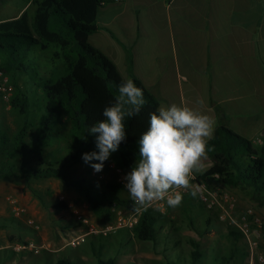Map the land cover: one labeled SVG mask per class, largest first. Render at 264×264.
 <instances>
[{"label": "trees", "instance_id": "obj_1", "mask_svg": "<svg viewBox=\"0 0 264 264\" xmlns=\"http://www.w3.org/2000/svg\"><path fill=\"white\" fill-rule=\"evenodd\" d=\"M110 1L112 0H29L30 6L20 16L0 21V68L12 77V107L25 117L24 126L15 134L10 135L7 131L0 130V179H25L43 205H46L44 197L31 186L29 180L60 179L66 186L80 191L84 202L94 214L110 215L113 219V203L135 209L131 199L120 195L124 189L123 184L112 182L97 188L86 184L84 179L68 178L71 168L83 161L82 155L96 150L95 136L87 131L104 119V108L116 101L119 84L127 80L115 62L89 42L90 34L100 28L99 8ZM32 7L35 8L33 13L29 9ZM35 45H40L44 50L54 47V60L62 61V64L45 76H39L38 73L33 76L39 80L37 85L43 90L42 103L33 101L29 89H25L17 81V75L29 74L31 68L28 53ZM128 79H133L138 87L143 88L147 103L138 117L127 122V139L109 159L123 169L134 165L139 154V136L147 130L150 115L160 108L158 98L141 80L137 77ZM35 110L39 115L38 132L34 137L28 138L31 135L29 127L32 125L30 116ZM64 121L70 123L64 147L67 150L66 156L59 160L54 153L47 158L44 153L55 142L56 129ZM209 148L211 150L207 156L211 159L212 166L195 173L192 183L204 182L214 191L228 188L251 189L258 198L264 199V142L256 144L221 121L209 142ZM32 159H37V164H32ZM183 196V201L189 203L198 197L193 198L190 191L183 193ZM55 206L65 208L67 204L62 201ZM200 206L210 212L206 218V228H197L203 235L207 226L214 219L220 221V218L215 210L208 209L201 201ZM166 219L167 215L157 209H142L134 228L129 230L130 234L140 241L164 245L173 234ZM172 222L171 219L170 223ZM227 227L226 237L234 244V247L228 249L229 253L219 250L217 246L210 250L202 248L199 240L191 238L193 249L189 256L190 263L199 264L206 260L204 264H236L235 257L240 251L238 245L246 236L232 224ZM165 244L167 247L169 242ZM174 244L179 246L180 240H174ZM92 247L98 264H118L115 256L104 253L107 248L104 241L98 244L93 242ZM168 249L169 246L163 250L167 261L158 260L156 263L181 264L182 255L175 252L173 258L170 256L173 252H168ZM241 254L244 255V252ZM209 258L213 261L210 262ZM55 264L77 262L69 257H60Z\"/></svg>", "mask_w": 264, "mask_h": 264}, {"label": "crops", "instance_id": "obj_2", "mask_svg": "<svg viewBox=\"0 0 264 264\" xmlns=\"http://www.w3.org/2000/svg\"><path fill=\"white\" fill-rule=\"evenodd\" d=\"M98 23L89 42L160 107H191L254 143L264 132V0H112ZM211 166L207 156L201 171Z\"/></svg>", "mask_w": 264, "mask_h": 264}, {"label": "rangeland", "instance_id": "obj_3", "mask_svg": "<svg viewBox=\"0 0 264 264\" xmlns=\"http://www.w3.org/2000/svg\"><path fill=\"white\" fill-rule=\"evenodd\" d=\"M30 6L29 0H0V20H4L22 13ZM34 12V7L29 8ZM54 47L42 49L35 45L28 53L29 74L17 75L18 83L25 89H29L33 101L44 102L43 90L38 87L39 80L35 77L45 76L50 70L56 69L62 61L54 60ZM7 84L12 88L14 84L12 77L7 75ZM11 97V99H12ZM25 123V117L11 105V100L4 101L0 98V130L7 131L10 135L19 131ZM30 134L35 136L39 127V115L36 110L30 116ZM70 123L64 121L57 127L55 142L51 144L44 153L49 158L51 154L61 160L67 153L66 140L68 139ZM35 144V143H32ZM32 164H37V159H32ZM108 160L105 167L96 173L92 167L80 161L68 172V178L84 179L86 184H92L102 188L108 183L120 182L118 174ZM132 168L125 169L128 173ZM31 186L42 194L46 205L33 194L25 179H0V264H55L60 257H69L77 264H98L97 256L93 250V242L96 244H107L105 254L115 256L118 264H156V260L167 261L163 250L168 249L173 256L179 252L183 260L181 264L190 263V252L193 249L191 238L199 240L202 248L217 246L219 250L229 253V248L234 247L233 241L226 237L227 225L231 223L222 220V211H229L232 216L237 217L246 208H253L263 220L264 225V199L258 198L251 189L228 188L224 193L236 202V208L232 210L224 196L220 197L221 205L215 211L220 221L214 219L207 226L206 232L201 235L197 228H206V218L210 212L202 209L198 197L195 201L185 202L177 208H170L166 201L156 202L152 208L162 213H171L167 217L166 224L173 232L168 244L160 243L154 245L152 242H144L136 239L128 229H118V232L101 236L90 234V229H105L115 223L110 215L97 216L90 208L83 205L84 197L75 187L66 186L60 179H30ZM194 188L193 183L191 182ZM124 190V191H123ZM123 197L129 198V194L123 189ZM190 190V189H189ZM13 200H17L14 203ZM64 201L67 207L58 208L55 205ZM112 207V206H111ZM129 209V208H126ZM136 209V208H135ZM90 218L88 225L84 224L79 216ZM173 220L170 223V220ZM32 220V221H30ZM86 235V240L81 237ZM173 236V237H172ZM174 240H180V245L175 246ZM171 246V247H170ZM240 251L235 257L236 264H260L258 256L264 255V231L257 236H251L239 243ZM244 252V255L241 253ZM172 258V257H171ZM213 261L211 258L208 259ZM206 260L203 261L204 264ZM180 264V262H178Z\"/></svg>", "mask_w": 264, "mask_h": 264}, {"label": "clouds", "instance_id": "obj_4", "mask_svg": "<svg viewBox=\"0 0 264 264\" xmlns=\"http://www.w3.org/2000/svg\"><path fill=\"white\" fill-rule=\"evenodd\" d=\"M146 103L143 88L133 79L123 80L116 101L103 110L104 119L87 131L95 136L96 150L82 155L84 163L101 172L126 141L127 122L138 117ZM215 127L212 116L177 104L162 106L150 115L147 130L137 141L138 157L124 177V188L137 211L162 200L170 208L179 207L184 196L180 191L170 195L173 189H190L193 198L198 196L191 178L202 170Z\"/></svg>", "mask_w": 264, "mask_h": 264}, {"label": "built area", "instance_id": "obj_5", "mask_svg": "<svg viewBox=\"0 0 264 264\" xmlns=\"http://www.w3.org/2000/svg\"><path fill=\"white\" fill-rule=\"evenodd\" d=\"M115 1V0H114ZM118 1V0H116ZM2 60L0 57V66H1ZM0 90H1V99L4 101L11 100L12 97V88L8 86L7 84V74L3 69L0 68ZM264 142V132L255 140L256 144H262ZM118 172L123 174V170L121 168H117ZM124 177H120L119 181L121 184L124 185ZM194 179V176H192L191 180ZM194 188L199 190L198 198L199 200L208 208L211 210H215L217 206L221 205L220 203V197L224 196L226 201H228L230 208L234 210L236 208V202L232 200L228 194L224 193V190L222 191H214L209 189V187L204 182H194ZM176 191H180L182 193H188L189 189H173L170 191V195L174 194ZM14 203H17V200H13ZM112 210L117 213L118 219L115 225H112L105 229H99V228H92L90 229V234L94 235H109L113 232H116L118 229L121 228H127L132 230L135 226V224L138 221V214L142 210L137 211L131 210L129 215H125L124 210L120 208L116 203H113L111 205ZM167 217H170L171 213L166 212ZM82 222L86 225L90 223L89 219L86 217H83L82 215L79 216ZM220 218L222 220L229 221L233 226H235L240 232H242L246 238H250L251 236H257L260 234V232L263 229V220L259 216V214L251 207L246 208L242 212L238 214L237 217L232 216V214L229 211H222L220 214ZM32 221V220H30ZM82 241L86 240V235H83L81 237ZM258 261L260 264H264V255L260 254L258 256Z\"/></svg>", "mask_w": 264, "mask_h": 264}]
</instances>
